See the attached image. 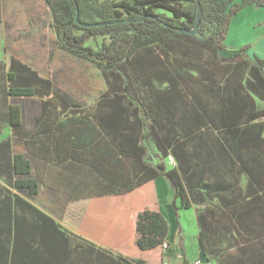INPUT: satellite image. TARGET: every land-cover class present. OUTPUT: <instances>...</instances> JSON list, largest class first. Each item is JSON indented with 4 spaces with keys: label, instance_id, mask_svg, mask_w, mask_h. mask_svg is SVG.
Listing matches in <instances>:
<instances>
[{
    "label": "trees",
    "instance_id": "trees-1",
    "mask_svg": "<svg viewBox=\"0 0 264 264\" xmlns=\"http://www.w3.org/2000/svg\"><path fill=\"white\" fill-rule=\"evenodd\" d=\"M43 1L60 49L96 66L106 89L80 104L18 59L0 62V135L7 132L0 136V264H147L63 229L25 199L43 183L34 150L45 144L55 153L45 160L93 186L64 189L69 195L124 194L163 176L177 211L208 197L224 182V169L264 180V60L250 57L247 47L231 51L223 44L230 17L264 7V0ZM74 2L81 24H104H77ZM194 27L199 35L181 30ZM99 36L107 40L96 49L85 45ZM167 42L193 43L210 56L196 68L190 56L168 52ZM33 97L42 101H25ZM20 142L28 155L14 152ZM135 232V245L152 250L165 241L167 223L158 210L144 208L135 215ZM204 240L198 237L201 250Z\"/></svg>",
    "mask_w": 264,
    "mask_h": 264
},
{
    "label": "crops",
    "instance_id": "crops-1",
    "mask_svg": "<svg viewBox=\"0 0 264 264\" xmlns=\"http://www.w3.org/2000/svg\"><path fill=\"white\" fill-rule=\"evenodd\" d=\"M3 9L1 0L0 21ZM244 12L253 28L258 23L264 25V7L250 5L233 14L224 38L228 50H237L231 45L239 46L229 33L240 32L238 18ZM256 37L255 44H250L252 48L246 52L250 57L255 55L264 60V28L256 35L252 33L251 38ZM105 89L106 85L103 91ZM73 101L91 104L94 100L87 103L73 98ZM147 146L152 160L157 161L156 147L152 142ZM13 150L28 155L21 142L15 143ZM34 154L39 159L38 173L43 183L37 194L25 199L63 229L96 246L126 257L142 258L147 264H192L195 259H199L200 264H264V176L263 181L253 182L248 181L245 174L237 177L236 167L224 169L220 172L224 182L214 184L218 187L212 189L208 197L191 200L189 208L176 211L172 189L163 176L124 194L69 195L63 190H85L93 186L81 183L76 171H66L45 160L55 156L52 144L34 150ZM236 178L239 180L234 181ZM175 204L179 206L177 200ZM144 208L158 210L165 218V247L143 251L135 245V215ZM199 236L205 239L204 250L198 247Z\"/></svg>",
    "mask_w": 264,
    "mask_h": 264
},
{
    "label": "rangeland",
    "instance_id": "rangeland-1",
    "mask_svg": "<svg viewBox=\"0 0 264 264\" xmlns=\"http://www.w3.org/2000/svg\"><path fill=\"white\" fill-rule=\"evenodd\" d=\"M3 2L4 14L3 20L0 21V62L7 64L9 59L14 57L41 76L50 79L61 93L71 99L76 98L91 103L105 88L101 71L90 62L79 60L60 49L51 26L52 13L46 3L43 0H3ZM238 19L240 32L233 31L229 36L236 40L239 46H231L235 49L247 47L248 50L252 48L250 44H255L258 38H251L252 33L256 35L264 25L258 23L254 28L250 26L247 12L242 13ZM103 40H107V37L89 39L85 45L96 49ZM223 44L227 45L225 41ZM196 47L198 46L193 43L167 42L168 52L179 55L183 60H185L182 58L184 55L188 58L190 56V66L197 68L199 65L197 60H201V56H210V53L206 50H198ZM152 49L154 52H164L158 46ZM183 67L187 68V65L183 64ZM25 101L36 106L42 99L33 97ZM6 134L4 129L1 135ZM0 181L5 184L2 179Z\"/></svg>",
    "mask_w": 264,
    "mask_h": 264
},
{
    "label": "water",
    "instance_id": "water-1",
    "mask_svg": "<svg viewBox=\"0 0 264 264\" xmlns=\"http://www.w3.org/2000/svg\"><path fill=\"white\" fill-rule=\"evenodd\" d=\"M197 3V6H198V2H196ZM74 4H75V9H76V16H75V22L77 23V24H79V25H82V26H85V27H89V26H93V25H102V24H104V23H97V24H81L79 21H78V9H77V4L74 2ZM182 31H184V32H187V33H190V34H192V35H199V34H197V32H196V30H195V27L193 28V29H190V30H188V29H181Z\"/></svg>",
    "mask_w": 264,
    "mask_h": 264
},
{
    "label": "built area",
    "instance_id": "built-area-1",
    "mask_svg": "<svg viewBox=\"0 0 264 264\" xmlns=\"http://www.w3.org/2000/svg\"><path fill=\"white\" fill-rule=\"evenodd\" d=\"M166 163L169 165V166H174L175 165V160L174 158L171 156V155H168L167 158H166ZM163 247L166 246L165 242H163L162 244ZM201 261L199 259H195L193 260L192 264H200Z\"/></svg>",
    "mask_w": 264,
    "mask_h": 264
}]
</instances>
